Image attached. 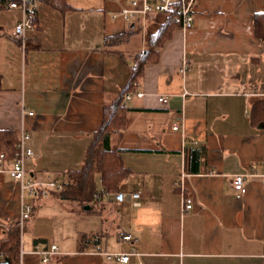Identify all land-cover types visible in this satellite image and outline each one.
<instances>
[{
  "label": "crops",
  "instance_id": "crops-1",
  "mask_svg": "<svg viewBox=\"0 0 264 264\" xmlns=\"http://www.w3.org/2000/svg\"><path fill=\"white\" fill-rule=\"evenodd\" d=\"M126 7L128 0L38 2L24 40L14 35L23 10L0 9V130L29 135L33 179L66 180L81 169L105 107L155 52L123 104L132 121L115 140L128 171L119 190L88 205L56 191L34 198L4 162L0 241L18 222L22 264H124L114 257L124 253L131 264H264L263 171L244 194L233 187L235 175L264 162V0H195L194 27L170 33L166 14L127 20ZM258 101L263 119L254 115ZM189 149L199 150L197 166ZM119 193L140 197L119 202Z\"/></svg>",
  "mask_w": 264,
  "mask_h": 264
},
{
  "label": "trees",
  "instance_id": "trees-1",
  "mask_svg": "<svg viewBox=\"0 0 264 264\" xmlns=\"http://www.w3.org/2000/svg\"><path fill=\"white\" fill-rule=\"evenodd\" d=\"M12 0H0V9L8 8V3ZM41 4H49L54 7L59 4L65 5V0H36ZM34 11L32 13V21L35 23ZM182 27L181 23L170 17L165 24L166 33H170L173 29ZM260 34H264L263 31ZM126 35L114 36L107 38L108 44L111 42L124 39ZM161 40V35L158 36ZM158 39L155 38L153 43ZM112 44V43H111ZM154 50V49H153ZM155 52L148 51L141 58L140 63L135 68L130 85L123 89L119 97L111 104L107 105L104 110L103 123L99 131L95 134L92 144L90 145L86 159L81 169L69 175L66 184L61 192H58L63 199H74L90 204L92 200L101 201L105 195L116 193L122 182L127 178L128 171L122 165L119 156V150L115 140H118L128 128L132 121L129 116V108L123 104L126 102V96L133 94L135 86L139 82L143 66L151 57L155 56ZM258 114L263 119V103L258 101L255 103L254 115ZM19 133L13 130H0V155L4 154L5 162L13 163L18 153ZM200 156L198 149H189L187 151V161L191 165L197 166ZM97 175H100L102 189H98ZM65 180V179H64ZM99 194L97 199L95 194ZM92 206V205H91ZM21 227L17 222L11 227L7 237L0 241V251L5 255V264H19L21 254Z\"/></svg>",
  "mask_w": 264,
  "mask_h": 264
},
{
  "label": "built area",
  "instance_id": "built-area-1",
  "mask_svg": "<svg viewBox=\"0 0 264 264\" xmlns=\"http://www.w3.org/2000/svg\"><path fill=\"white\" fill-rule=\"evenodd\" d=\"M130 7H126L122 10L121 16L127 20H134L140 16H146L151 13H163L169 18L174 17V20L181 23L183 29H191L196 23L195 14V0H128ZM8 7L11 9L23 10L24 16L20 23L15 28L14 35L22 40L25 39V33L27 29L33 27L32 13L38 9V1L36 0H12L8 3ZM117 17V16H116ZM140 95V94H139ZM130 95L126 98L130 99ZM160 101L167 103L168 100L165 97L160 98ZM33 113H29L32 115ZM174 129H178V125L174 126ZM29 138L28 134H23L18 143V153L15 156L12 167L8 169L12 178L21 184L23 191L34 198L43 197L46 198L51 192H61L64 189L66 180L63 178L49 177L46 180H38L30 177V174L26 170L25 161L27 158L33 156V151L25 146L26 140ZM5 162L4 154L0 155V167ZM258 169L263 171L264 176V162L259 165L252 166V172L246 174L235 175L233 178V187L240 194L246 192V186L250 176L254 175V172ZM264 186V179L262 181ZM138 198L139 193L127 195L125 193H119L116 196L117 201L122 202L125 198ZM193 207V199L189 197L186 200V209L190 210ZM32 214V205H25L21 213L20 224L23 227L26 220L30 218ZM122 240H131V236L127 235ZM58 250V246L53 245L52 251H45L44 263L50 261V254L55 253ZM131 253L116 254L114 257L124 264H131ZM5 255L0 251V264L4 261ZM141 264V263H140Z\"/></svg>",
  "mask_w": 264,
  "mask_h": 264
},
{
  "label": "bare ground",
  "instance_id": "bare-ground-1",
  "mask_svg": "<svg viewBox=\"0 0 264 264\" xmlns=\"http://www.w3.org/2000/svg\"><path fill=\"white\" fill-rule=\"evenodd\" d=\"M20 257H22V252H21V254H20ZM4 261H5V258H4ZM2 262V264H5V262ZM19 264H22V262H21V258H20V263Z\"/></svg>",
  "mask_w": 264,
  "mask_h": 264
},
{
  "label": "water",
  "instance_id": "water-1",
  "mask_svg": "<svg viewBox=\"0 0 264 264\" xmlns=\"http://www.w3.org/2000/svg\"><path fill=\"white\" fill-rule=\"evenodd\" d=\"M89 208V207H88Z\"/></svg>",
  "mask_w": 264,
  "mask_h": 264
}]
</instances>
